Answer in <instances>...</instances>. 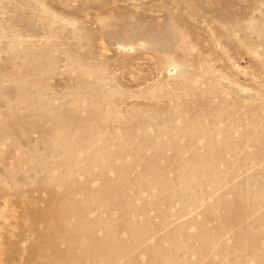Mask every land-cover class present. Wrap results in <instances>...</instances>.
Returning a JSON list of instances; mask_svg holds the SVG:
<instances>
[{
	"label": "rangeland",
	"instance_id": "374dc122",
	"mask_svg": "<svg viewBox=\"0 0 264 264\" xmlns=\"http://www.w3.org/2000/svg\"><path fill=\"white\" fill-rule=\"evenodd\" d=\"M0 264H264V0H0Z\"/></svg>",
	"mask_w": 264,
	"mask_h": 264
}]
</instances>
